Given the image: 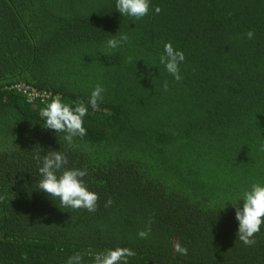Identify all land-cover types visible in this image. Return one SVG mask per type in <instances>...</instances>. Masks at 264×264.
<instances>
[{"label":"trees","instance_id":"1","mask_svg":"<svg viewBox=\"0 0 264 264\" xmlns=\"http://www.w3.org/2000/svg\"><path fill=\"white\" fill-rule=\"evenodd\" d=\"M115 3L0 0V264L114 248L133 253L118 264H264V225L244 244L230 204L264 182V0H151L142 19ZM115 34L128 40L106 52ZM167 42L186 56L180 82L159 63ZM97 85L84 137L40 128L46 101L87 103ZM49 148L86 169L95 211L35 191Z\"/></svg>","mask_w":264,"mask_h":264},{"label":"clouds","instance_id":"2","mask_svg":"<svg viewBox=\"0 0 264 264\" xmlns=\"http://www.w3.org/2000/svg\"><path fill=\"white\" fill-rule=\"evenodd\" d=\"M151 0H116L115 8L123 17L142 19L150 11ZM156 13L161 12V8H155ZM254 31L247 32L248 39L254 37ZM128 36L120 34L112 35L106 41L105 51L108 52L120 47ZM186 59L183 50L175 48L171 42L163 46V52L159 57V63L170 74L175 81L183 79L181 65ZM168 83L164 82V90L167 91ZM104 88L97 85L91 92L87 103L66 102L60 95L52 97L45 102L40 110L39 116L43 121L39 123L43 131L53 133H64V139L71 144L76 137H84L87 129L84 126L85 117L88 115L89 107L97 109L103 100ZM38 168V180L35 182L37 192L47 194L59 206L72 209H87L89 212L95 211L98 194L89 189L85 181L86 169L68 167L69 160L65 152L60 149L49 148L42 156L35 157ZM238 203L230 204L235 210V219L238 222L237 238L246 245H252L255 240L254 235L261 230L264 225V182H254L248 188L241 191L237 197ZM242 202V206H241ZM229 205V204H228ZM227 205V207H228ZM227 207L223 210L226 211ZM138 235L146 238L148 232L140 231ZM174 250L182 255H187L188 249L181 244L174 245ZM132 251L127 248L108 249L104 252L96 253L93 256L92 264H118L122 257L132 255ZM83 256L76 253L68 258L67 264H82Z\"/></svg>","mask_w":264,"mask_h":264},{"label":"built area","instance_id":"3","mask_svg":"<svg viewBox=\"0 0 264 264\" xmlns=\"http://www.w3.org/2000/svg\"><path fill=\"white\" fill-rule=\"evenodd\" d=\"M19 92L23 93L27 96L29 101H36L41 99V101L45 102L49 96L47 94H39L36 90H30L25 88L24 86L17 88Z\"/></svg>","mask_w":264,"mask_h":264}]
</instances>
